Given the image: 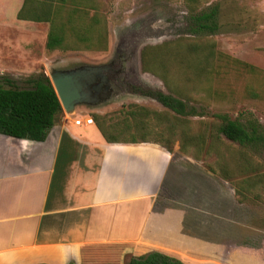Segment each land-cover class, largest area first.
Returning <instances> with one entry per match:
<instances>
[{
    "label": "crops",
    "instance_id": "obj_1",
    "mask_svg": "<svg viewBox=\"0 0 264 264\" xmlns=\"http://www.w3.org/2000/svg\"><path fill=\"white\" fill-rule=\"evenodd\" d=\"M21 4L0 0V55L45 31L15 18ZM86 117L58 114L41 142L0 135V264H264L241 246L257 224L230 184L177 146L107 143Z\"/></svg>",
    "mask_w": 264,
    "mask_h": 264
},
{
    "label": "trees",
    "instance_id": "obj_2",
    "mask_svg": "<svg viewBox=\"0 0 264 264\" xmlns=\"http://www.w3.org/2000/svg\"><path fill=\"white\" fill-rule=\"evenodd\" d=\"M183 4L188 20L185 32L190 37L145 46L140 51L141 70L158 77L172 94L149 89L138 94L156 101L166 111L129 105L125 116L113 123L105 115L91 114L89 118L107 143H154L167 151L176 143L178 152L194 161L204 164L212 157L211 163L203 165L205 170L229 182L238 202L264 201L256 194L258 190L264 194V166L257 160L264 151V126L248 111L233 119L216 112L209 120H190L187 117L203 115L184 101L187 87L199 88L207 95L209 89L200 87L202 81L209 82L223 69L257 77L255 86L245 87V94L264 102V71L214 50L208 37L218 29L215 5L198 11L199 0H183ZM98 8L97 0H22L15 18L47 24V51H105L106 23ZM171 71L176 74L174 81L169 77ZM23 82L25 88L0 77V135L41 142L61 108L42 72ZM129 131L132 135L122 138ZM152 134L155 137L149 138ZM126 264L182 263L149 252L130 257Z\"/></svg>",
    "mask_w": 264,
    "mask_h": 264
},
{
    "label": "rangeland",
    "instance_id": "obj_3",
    "mask_svg": "<svg viewBox=\"0 0 264 264\" xmlns=\"http://www.w3.org/2000/svg\"><path fill=\"white\" fill-rule=\"evenodd\" d=\"M97 1L99 12L104 15L106 23L105 51H47L44 48V39L48 28L46 26L45 31L33 32L31 37L30 35L25 37L23 33L18 35L16 39L18 45H11L17 47V50L15 52L6 50L3 55H0V77H6L16 83V86L25 88L26 85L23 82L25 79L39 72L46 76L47 67L72 69L84 62L86 64L104 63L112 57L120 37L125 38V33L131 28L138 30L141 35L139 49L190 37L185 32V29L188 28V20L183 0ZM199 5L198 11H205L214 5L217 8L218 29L214 35L208 37L214 43V50L264 71V0H199ZM6 34H9L8 29L0 27V39H6ZM115 66L118 67L116 62L112 63L109 69ZM119 68L118 83L110 82L119 94L112 97L114 101L104 107L77 113L87 115V117L91 114L105 115L113 123L125 116V108L129 105L146 107L156 112L166 111L154 100L139 99L134 95L137 93L128 94L125 82L120 81ZM141 72L139 77L144 87L148 86L151 89H158L164 94H172L158 77L142 70ZM169 77L173 81L177 79L176 74L172 71ZM256 82L257 77L250 74L221 69L217 77L212 78L209 82L202 81L200 87L209 89L207 95L199 88L187 87L188 98L184 100L186 105L193 107L197 114L203 115L200 118L187 117V119L209 120L210 115L216 112L225 113L233 119L238 113L248 111L264 126V102L251 99L245 94V87L248 84L255 86ZM136 88L139 93L143 91V88ZM61 113L63 114L62 110ZM131 135V131H129L123 134L122 138L128 139ZM154 137L153 134L149 136V138ZM173 146H177V144L175 143ZM212 160V157L206 158L204 164L211 163ZM257 160L264 166V151L258 154ZM197 162L204 165L202 161ZM227 184L230 183L227 182ZM256 192L264 200L263 192L259 190ZM244 204L241 207L242 216L253 220L257 227L244 233L241 246L258 248L257 252L264 254V201H248ZM248 233L251 235L249 236ZM238 246L241 247L240 244Z\"/></svg>",
    "mask_w": 264,
    "mask_h": 264
},
{
    "label": "water",
    "instance_id": "obj_4",
    "mask_svg": "<svg viewBox=\"0 0 264 264\" xmlns=\"http://www.w3.org/2000/svg\"><path fill=\"white\" fill-rule=\"evenodd\" d=\"M140 38L139 31L131 28L125 33V38L120 37L112 57L101 64H86L84 62L72 69L64 67L46 68V77L50 82L61 110L66 116H71L75 112H82L83 110H94L104 107L114 101L112 97L119 95L117 93L118 90L103 78L101 71L109 70L110 65L118 61L121 82L143 88V90L149 89L163 93L158 89H151L142 85L139 77L142 74L140 65V51L142 48L139 49ZM119 55L122 56L119 57ZM96 75L99 76V80L94 81L93 76ZM134 95L139 99L152 100L140 94ZM134 95L132 94V96ZM101 101L102 103L100 104Z\"/></svg>",
    "mask_w": 264,
    "mask_h": 264
},
{
    "label": "flooded vegetation",
    "instance_id": "obj_5",
    "mask_svg": "<svg viewBox=\"0 0 264 264\" xmlns=\"http://www.w3.org/2000/svg\"><path fill=\"white\" fill-rule=\"evenodd\" d=\"M122 55H119V57H121ZM116 65L114 68L112 69H109V70H104V71H101V75L103 76V78L108 82V83H112V82H117L118 83V68H119V61L116 62ZM93 79L94 81L96 80H99V76L96 75V76H93ZM126 86H127V90H128V94H131V93H139L137 88L136 87H133L131 84L129 83H126Z\"/></svg>",
    "mask_w": 264,
    "mask_h": 264
},
{
    "label": "built area",
    "instance_id": "obj_6",
    "mask_svg": "<svg viewBox=\"0 0 264 264\" xmlns=\"http://www.w3.org/2000/svg\"><path fill=\"white\" fill-rule=\"evenodd\" d=\"M76 123H78V122L76 121ZM84 123H85L86 125H92V124H93L92 120H91L89 117H86V118H85Z\"/></svg>",
    "mask_w": 264,
    "mask_h": 264
}]
</instances>
